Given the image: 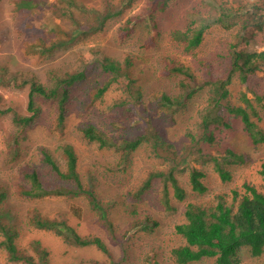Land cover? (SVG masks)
I'll use <instances>...</instances> for the list:
<instances>
[{"label":"rangeland","instance_id":"374dc122","mask_svg":"<svg viewBox=\"0 0 264 264\" xmlns=\"http://www.w3.org/2000/svg\"><path fill=\"white\" fill-rule=\"evenodd\" d=\"M146 4L147 0H0V181L9 188L0 203V222L12 228L25 227V235L18 240L22 247H27L31 240H40L41 247L48 251V264H177L170 256V249L181 242L174 226L183 219L184 201L176 200L170 191L168 197L173 209H167L160 181L136 196L145 173L162 162L152 152L151 133L174 142L178 149L186 146L187 158L177 174L188 189L187 200L207 198L190 190V165L207 173L209 195L244 181L263 183L259 169L264 162V143H252L240 118L221 109L228 125L213 126L212 143L197 141L202 136L200 121L209 96V85L205 83L208 76H221L230 69L233 48L264 49L254 38H249L252 26L247 25L245 18L230 28L212 23L202 43L186 51L170 33L186 25L194 13L205 11L200 0H172L165 10L156 11L153 43L148 41L154 29L152 18L145 13ZM107 14H110L108 18ZM203 14L208 21L221 17L215 9ZM260 14L264 19V10ZM129 17L137 18L134 31L121 37L118 28ZM57 24L67 30L63 37L54 35ZM243 28L240 36L244 37L240 39L238 31ZM34 34L43 36L45 45L55 43L58 47L49 53L33 52L29 44L36 41ZM103 57L120 61L130 57L136 86L129 91L115 83L104 95L94 97L96 88L111 77L99 67ZM170 58L188 64L195 79L170 73L164 64ZM81 69L86 70L87 76L71 88L62 129L57 125L56 100L38 95L34 99L40 111L35 119L26 126L14 121L15 117L33 114L28 109L31 79L51 85L55 75ZM228 88L230 93L224 103L245 106L242 99L245 94L259 112L261 119H254L264 131L263 104L255 101L256 94L264 95V64L245 81L234 72ZM189 90L194 93L183 107L173 111L160 105L163 94L183 99ZM88 124L116 139L144 136L149 141L144 139L125 159L114 147H99L87 141L80 128ZM190 133L196 141L190 139ZM65 143L73 145L78 168L108 208L115 233L108 231L84 198L30 199L18 193L15 186L25 164L39 165L42 180L54 181L48 168L41 165L38 150L40 146L46 147L61 158V146ZM228 150L243 154L244 163H228ZM214 159L231 172L229 182L219 178ZM31 208L71 226L82 236L100 237L109 254L93 245L67 242L63 235L53 231L30 228L27 219ZM146 218L157 225L145 229ZM27 251L34 254L30 249ZM7 254L0 248V264H24L11 261ZM239 256L244 264H264V256L253 257L248 247H243ZM35 258H39L37 254ZM190 264L215 263L205 259Z\"/></svg>","mask_w":264,"mask_h":264},{"label":"trees","instance_id":"16d2710c","mask_svg":"<svg viewBox=\"0 0 264 264\" xmlns=\"http://www.w3.org/2000/svg\"><path fill=\"white\" fill-rule=\"evenodd\" d=\"M171 1L147 0L144 9L145 13L152 18L154 29L150 33L149 43H153V33L157 29V23L153 19L155 12L165 10ZM200 2L205 11L194 13V18L191 17L186 25L182 28H175L170 33L171 38L182 44L186 51L196 49L202 43L205 31L212 23H220L222 26L230 28L232 24L237 25V21L242 18L248 21V26H252L249 38H254L258 44L264 46V19L260 14V11L264 10V0H250L247 2H240L239 0H200ZM210 9H215L221 17L217 16L212 21H208L203 13L211 12ZM109 16L110 14H107L106 18ZM136 19V17H129L118 28L121 37L129 36L134 31ZM54 31L56 37H63V34H67V30L60 24L55 26ZM243 31L244 28L238 31V35L240 36ZM34 35L36 41L29 44V49L33 52L49 53L58 47L55 43L47 46L45 45L46 39L43 36ZM243 37L240 36L239 38L242 39ZM164 62L170 73L176 72L190 80L195 79L193 70L188 64L175 62L172 58ZM263 64L264 49L260 51H243L233 48L230 57V69L221 76H208L205 83L209 85V96L207 107L200 121L202 136L197 141L212 143L214 140L213 126L217 123L228 125L224 122L221 114V109H225L230 114L240 118L252 143H264V131L254 119V117L258 119H261V117L251 100L245 94H242L245 106L224 103L230 93L228 85L234 72H238L240 79L245 81L249 74L260 70ZM131 66L132 60L130 57H126L124 61L110 57L101 58L99 67L102 71L109 73L111 77L104 85L96 88L94 97H101L115 83L123 85L129 91L136 86V77L130 71ZM86 73L85 69H81L68 71L62 75L57 74L53 77L51 85L31 79L28 109L33 111V114L15 117L14 121L21 126H26L35 119L40 111V107L36 106L34 99L38 95L46 99L56 100L58 108L57 125L62 129L65 123L71 88L77 82L84 80L87 76ZM138 93L140 94L139 91ZM193 93L194 90H189L183 99L163 94L160 97V105L175 111L177 108L183 107L187 98L191 97ZM255 101L263 104L262 108L264 110V95L256 94ZM80 129L87 141L95 142L99 147H114L125 159H128L131 152L135 151L144 139L149 141L144 136H136L132 139L122 138L121 140L109 137L92 124L84 125ZM189 136L191 140H195L192 133ZM150 141L152 152L162 162H158L153 170L145 173L136 196L141 195L149 190L155 182L160 181L165 196L163 202L167 209H173L168 197L170 191H172V195L176 200L184 201L183 219L174 226L175 233L180 236L181 242L170 249V256L174 262L177 264H190L211 259L215 264H244L239 256V252L243 247H248L250 255L253 257L264 256V162L259 169L262 184L258 185L251 181H244L241 185L232 186L226 191H215L210 195L208 194L210 189L206 182L207 173L195 165H190L188 180L190 190L198 195H207V198L203 200L192 201L187 200L188 189L182 184L177 174L179 170H182L181 163L187 158L188 150L186 146L178 149L174 142L156 133H151ZM38 152L41 156V165L48 168L54 181L45 182L42 180L43 175L39 165L25 164L20 169L21 179L15 186L18 193L30 199L50 196L84 198L108 231L115 233V226L109 217L108 208L78 168L77 154L73 145L65 143L61 146V158L54 156L48 148L43 146H40ZM227 153L230 158L228 163H244L245 157L243 154L236 153L233 150H228ZM214 168L223 182L231 180V172L215 159ZM8 191L9 188L0 181V203L7 196ZM145 221V229L157 225L156 221L149 218H146ZM27 225L32 229L53 231L63 235L65 241L78 246L93 245L101 252L109 254L107 245L100 237L82 236L71 226L42 214L36 208H31L28 211ZM24 228H12L0 222V248L7 251L8 258L11 261L24 264H48V251L41 247L40 240H31L27 247H22L18 243L19 238L26 233ZM28 249L34 251V254L28 252ZM35 254L38 255V259L35 258Z\"/></svg>","mask_w":264,"mask_h":264}]
</instances>
